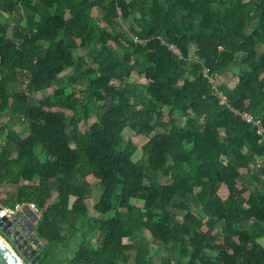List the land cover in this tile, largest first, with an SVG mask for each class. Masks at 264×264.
Segmentation results:
<instances>
[{"label": "trees", "instance_id": "obj_1", "mask_svg": "<svg viewBox=\"0 0 264 264\" xmlns=\"http://www.w3.org/2000/svg\"><path fill=\"white\" fill-rule=\"evenodd\" d=\"M235 111L264 126V0H0V204L38 207L35 264H264Z\"/></svg>", "mask_w": 264, "mask_h": 264}, {"label": "water", "instance_id": "obj_2", "mask_svg": "<svg viewBox=\"0 0 264 264\" xmlns=\"http://www.w3.org/2000/svg\"><path fill=\"white\" fill-rule=\"evenodd\" d=\"M37 219L38 216L28 212L26 208L17 212L16 215L11 217V219L0 218V227H2V224H6V226L10 228V232H14L15 236L18 235L19 238L24 241L23 243L32 249V256L35 255V257L31 264H35L36 260L39 259L40 255H38V251L42 250L43 248V244L34 234L35 224H33V222L36 223ZM7 239L10 241L12 237ZM30 242L36 245L37 248L34 249ZM16 255L13 254V252L5 245L0 237V264H23L21 262V256L17 255L21 259L20 260Z\"/></svg>", "mask_w": 264, "mask_h": 264}, {"label": "rangeland", "instance_id": "obj_3", "mask_svg": "<svg viewBox=\"0 0 264 264\" xmlns=\"http://www.w3.org/2000/svg\"><path fill=\"white\" fill-rule=\"evenodd\" d=\"M1 20H2V23H4V22H6V21H8V23L9 24H12L13 23V20H12V18H8V16H6V15H4V14H2L1 15ZM128 25V23H125L124 24V26L126 27ZM9 34H10V31H9ZM171 49H173L172 47H171ZM232 67V69L233 70H235V72L237 71L238 73L240 72L241 73V71H240V67H238V66H236V65H233V66H231ZM238 69V70H237ZM71 74V71L70 72H66V73H64V78H67L69 75ZM237 80L236 79H233L232 80V85H233V83H235ZM212 82H213V80H212ZM164 114L167 116V110L165 109L164 110ZM8 120V116H6L2 121L3 122H5V121H7ZM132 136V132L131 131H125V133H124V140L125 141H128V139L130 138ZM71 137V139H74L75 141H76V139H77V137L75 136V135H72V136H70ZM136 141V144L138 145V146H142L144 143H145V141H146V139L145 138H142V139H136L135 140ZM100 194H101V191L98 189V188H96V190H95V193H94V197H93V199H91V200H89L88 202H87V204H88V211H89V215L90 216H96V213L93 211V206L98 202V200H99V197H100ZM29 204V203H28ZM24 205H26V204H24ZM0 209H6L5 207H3L1 204H0ZM17 213V212H16ZM16 213L14 214V215H16ZM14 215H10L11 217H13ZM11 217L10 218H7V219H11ZM39 217V216H38ZM33 224H36V223H34L33 222ZM4 227V228H3ZM28 228V227H27ZM26 228V229H27ZM10 230V228L9 227H7L6 226V224H2V227H0V235H1V237L3 238V240L5 241L6 240V242L11 246V248L13 249V251H15V253L17 254V255H19V256H21V258H22V262L24 263V264H31V262L34 260V257H35V255H33L32 256V249L31 248H29V246L28 245H26V244H24L23 242L24 241H22V240H20V238H19V236L17 235V236H15L14 235V232H10L9 231ZM28 230V229H27ZM9 232V233H8ZM11 238L12 237V239H10V241L7 239V238ZM41 241V243L44 245L46 242L45 241H43V240H40ZM261 242L264 244V239H262L261 240ZM30 244L32 245V247L34 248V249H36L37 248V246L36 245H34L32 242H30ZM25 252V253H24ZM67 253H69V252H67ZM25 254V255H24ZM36 263V262H35Z\"/></svg>", "mask_w": 264, "mask_h": 264}, {"label": "built area", "instance_id": "obj_4", "mask_svg": "<svg viewBox=\"0 0 264 264\" xmlns=\"http://www.w3.org/2000/svg\"><path fill=\"white\" fill-rule=\"evenodd\" d=\"M173 51L178 54V51L173 48ZM220 97V101L223 104H228V99L223 95V94H218ZM229 106V105H228ZM230 107V106H229ZM236 114L241 115L242 119L247 123L251 124L252 126L255 127V133L260 139L261 142H264V126L261 122V120L257 119L250 113H239L235 111ZM27 209L28 212L39 216V211L38 207L34 203H29V204H18L16 205L15 209H0V218H10V215H14L16 212L22 211L23 209Z\"/></svg>", "mask_w": 264, "mask_h": 264}, {"label": "bare ground", "instance_id": "obj_5", "mask_svg": "<svg viewBox=\"0 0 264 264\" xmlns=\"http://www.w3.org/2000/svg\"><path fill=\"white\" fill-rule=\"evenodd\" d=\"M1 237V235H0ZM2 241L5 243V245L13 252V254L16 255L15 251H13V249L11 248V246L6 242V240L4 241L3 238L1 237ZM21 240V239H20ZM17 256V255H16ZM18 257V256H17ZM19 258V257H18ZM20 259V258H19ZM21 260V259H20ZM22 262V261H21ZM23 263V262H22ZM24 264V263H23Z\"/></svg>", "mask_w": 264, "mask_h": 264}]
</instances>
